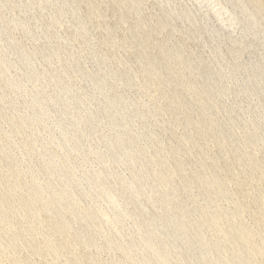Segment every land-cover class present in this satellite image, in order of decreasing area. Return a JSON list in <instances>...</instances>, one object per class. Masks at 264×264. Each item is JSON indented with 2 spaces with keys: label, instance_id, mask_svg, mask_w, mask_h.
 Segmentation results:
<instances>
[{
  "label": "bare ground",
  "instance_id": "6f19581e",
  "mask_svg": "<svg viewBox=\"0 0 264 264\" xmlns=\"http://www.w3.org/2000/svg\"><path fill=\"white\" fill-rule=\"evenodd\" d=\"M148 1L119 0L124 36L99 37L77 0H0V262L264 264L262 17L250 0H153V27Z\"/></svg>",
  "mask_w": 264,
  "mask_h": 264
},
{
  "label": "rangeland",
  "instance_id": "374dc122",
  "mask_svg": "<svg viewBox=\"0 0 264 264\" xmlns=\"http://www.w3.org/2000/svg\"><path fill=\"white\" fill-rule=\"evenodd\" d=\"M81 1H83V2H81ZM85 0H77V2H78V7L80 8V6H81V8H80V11H82V13H90V16L94 13V16L92 15L91 17H93V18H91L92 19V26H93V29H94V31H95V33L97 34V36H99V37H101L103 34L105 35L107 32V28H108V30H109V28L110 29H112L114 32H116V34L118 35V37H123L124 36V31L126 32V28H125V25L123 26L122 24V22H120L119 20L121 19V17H122V14H123V5L119 2V0H86L85 2H84ZM115 1V2H114ZM216 1H219V0H215V2ZM253 4H252V7H254L255 9L256 8H258V12L260 13V15H261V17L264 19V0H250ZM98 2H99V4H98ZM102 4H101V3ZM83 3H85V5L83 4ZM89 3V4H88ZM104 3V4H103ZM107 3V4H106ZM116 3V4H115ZM80 4V5H79ZM89 5H90V9H89ZM93 6H94V8H93ZM100 6H101V8H100ZM118 6V7H117ZM121 8H120V7ZM92 8V9H91ZM100 8V9H99ZM100 11H99V10ZM103 9V10H102ZM122 9V10H121ZM84 10H86V11H84ZM90 10H91V12H90ZM93 10V11H92ZM97 10V11H96ZM157 9H156V7H155V3H154V1L153 0H150V1H148V3L146 4V6H145V16L150 20V22H152L151 23V26H155L156 24H157V14H156V11ZM98 11L100 12V13H98ZM107 11V12H106ZM121 11V12H120ZM4 12H5V14L6 15H8V16H11V15H13V14H17V15H21L22 13H21V11H19V9L18 8H14V10L13 11H9V10H4ZM93 12V13H92ZM106 14H107V16H106ZM149 14V15H148ZM96 15V16H95ZM104 16V17H103ZM96 17V18H95ZM101 17V18H100ZM135 18H136V20H137V16L135 15V13H130L129 14V16L127 17V21H128V25L129 26H132L135 22H136V20H135ZM261 18V21L264 23V21H263V19ZM100 22H99V21ZM134 21V22H133ZM108 22V23H107ZM100 23V24H99ZM32 24L34 25V21H32ZM115 24V25H114ZM121 26H119V25ZM97 25H99V26H97ZM109 26V27H108ZM113 27H115V29L113 28ZM96 28V29H95ZM120 29H121V31H120ZM117 30V31H116ZM123 30V31H122ZM120 31V32H119ZM155 31V32H154ZM22 31L21 30H18V31H16V35L17 36H19L20 38H23L24 37V34H22L21 33ZM106 32V33H105ZM149 32V31H148ZM169 32V29H166V30H160V29H156V30H153V31H151V33L149 34L150 36H148V45H149V51L151 52H158L159 50H160V48H158V47H160L159 46V44L160 43H163L164 42V40H165V38H166V36H167V33ZM162 33H163V35H162ZM18 34H20V35H18ZM22 34V35H21ZM67 34V33H66ZM177 35H178V38H177ZM155 38V39H154ZM175 38H177V39H179V38H182L183 39V41L184 42H186V45H187V49H188V51H189V53H192L193 51H194V49H199V50H201V51H206V48L205 47H203L202 45H200L198 42L196 43L195 41H193V40H188L187 39V37H183V36H181L179 33H176V35H175ZM153 41H154V44H153ZM163 41V42H162ZM150 42V43H149ZM190 43V44H189ZM26 44H27V46L26 47H28V46H30L31 45V41L30 40H26ZM33 44H36V45H40V42H37V43H35V42H33ZM155 45V46H154ZM194 46V48H193V46ZM132 47H134L133 49L131 48V49H129V51H121V50H119V52H117V51H113V50H110L109 48H107L108 50V52L109 53H111V52H117L118 53V55H122V57L124 58V59H127V61L128 62H132V60L134 59V56H135V54L138 52V47L136 46V45H133ZM200 47V48H199ZM203 49H202V48ZM190 49H192V50H190ZM192 51V52H191ZM111 54H114V53H111ZM129 54V55H128ZM131 57V58H130ZM40 59H38V61L41 63V61H42V63L44 62L43 60H42V56L41 57H39ZM129 59V60H128ZM41 60V61H40ZM91 61L90 60H88L87 61V65H89V66H91L92 65V62L90 63ZM80 79H76L75 81H74V84L75 85H80V86H83V87H87V84L84 82V81H81V83H80V81H79ZM79 81V83L77 84V82ZM246 101V102H245ZM244 101V104H247V100H245ZM178 130V129H177ZM178 131H180L181 132V128L178 130ZM172 136V134H168L167 135V137H171ZM16 139H20L19 138V136H16ZM169 141L170 140H172V139H168ZM209 143H211L210 144V151H209V153H210V155H213L215 152H216V146L214 145V142H209ZM199 146H197V148L195 147V149H194V152H198L199 150H200V148L204 145L205 146V141H203V140H201V141H199ZM213 144V145H212ZM203 146V147H204ZM214 146V147H213ZM213 147V148H212ZM215 149V150H214ZM213 150H214V152H213ZM12 152H13V154H18V156H19V160H18V165H19V170H20V172H19V174H20V177L22 178V179H29V177L25 174L26 172L23 170V167L25 166V164H26V159H23V157H24V155L22 154V153H20L19 152V150H17V149H15V148H13V150H12ZM169 154V157L170 156H172V158L174 157L173 156V153L171 152V151H169L168 152ZM171 158V157H170ZM192 157H188L187 158V160H186V167L188 168V171H190V169L192 170L193 168H192V166H194V163H195V160L193 159ZM188 162V163H187ZM194 162V163H193ZM190 163V164H189ZM190 166H189V165ZM190 168V169H189ZM70 248H73V247H70ZM77 252L78 253H84V250H83V248L82 247H80V248H78L77 249ZM23 256H28L29 255V253L25 250V251H23ZM33 259H35V260H39L40 259V257L39 256H37V255H30ZM104 256H106V253H104ZM117 256H120V253H117ZM6 257V256H5ZM50 257V258H49ZM48 257V259L46 258V261L47 262H49V263H51L50 262V259H51V261H53L52 260V256L50 255ZM4 259H6V258H4ZM49 260V261H48ZM3 262L4 263H6L4 260H3ZM2 261L0 262V264H2L3 263ZM3 263V264H4Z\"/></svg>",
  "mask_w": 264,
  "mask_h": 264
}]
</instances>
